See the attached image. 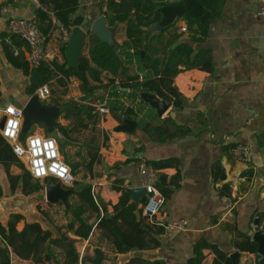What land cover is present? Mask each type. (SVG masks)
Returning a JSON list of instances; mask_svg holds the SVG:
<instances>
[{"label":"crops","instance_id":"crops-1","mask_svg":"<svg viewBox=\"0 0 264 264\" xmlns=\"http://www.w3.org/2000/svg\"><path fill=\"white\" fill-rule=\"evenodd\" d=\"M154 1L173 5L180 0ZM100 2L101 0H80L81 5L76 16L85 20L81 28L87 33L92 23L103 17L99 9ZM263 2L264 0H223L220 13L212 21L205 43L194 44L187 41L195 51L210 50L211 59L199 68L185 70L177 75L174 85L186 98L185 109L175 111L171 107L163 118L158 116L157 122L169 118L171 124L190 128L192 133L188 136L162 143L138 128L133 134L116 131L120 123L115 121L112 113L102 116L96 109L98 104L105 103L107 97L110 78L107 73L103 74L102 83H91L96 91L94 98L89 101H81L84 91L81 82L76 78L67 79L63 75L51 85V90L55 89V92L53 94L52 90L51 97L43 103L48 107L59 105L57 107L60 109V115L57 122L73 130L71 137L75 142L64 146H67L72 153L81 149L89 154L86 166L93 174V181L82 182L97 185L94 188L95 197L110 214H112L111 206L119 202L122 194L115 189L116 187L130 190L140 187L139 170L142 165L150 161L166 159H178L180 163L179 170L168 168L162 171L168 180L179 174L180 187L173 188V194L166 200L155 221L157 224L185 219L189 223L186 231L174 233L164 229V233L160 236L152 234V238L161 243L158 248L120 255L114 249V239L97 226L98 213L91 210L96 216V224L88 222L94 226L89 239L83 241L72 234L67 235L82 245V250L77 249L80 255L85 252L86 255L95 257V251L99 250L103 254L101 264H127L134 258L147 261L163 260L167 264H188L195 245L204 238L229 255L239 252L238 264H256L259 258L256 254L234 249L232 235L225 228L233 226L237 231L253 237L256 232L255 222L258 219L257 230H264V222L259 220V214L264 213V19L259 15ZM37 8L39 5L36 6L30 0H23L11 3L8 11L3 15L0 14V107L11 103L23 109L33 96L29 92L34 86L30 84L32 74L26 76L8 62L3 40L9 35L7 26L10 19L35 20ZM185 23L186 20L182 17L176 18L174 22L176 26L164 33L163 43H168L175 36L182 34ZM107 26L111 27L109 21ZM111 28L114 30L116 46L124 44L127 41L126 24L119 23ZM159 29L160 26H153L147 38L157 34ZM187 33H183L182 39H186ZM70 34L71 32L69 36ZM68 39H65L61 28L54 26L47 42L50 64L56 61L61 65H68L65 49L62 48L64 44L67 45ZM7 42L11 43L10 39H7ZM23 43L21 47H14V51L16 55L22 53L27 60L28 46L24 41ZM90 46L87 36L81 49V58L89 57ZM71 103L78 104L84 110L89 107L94 108L93 114L96 116L92 121L87 119L85 114L81 117L83 120L81 125L77 121L78 127L81 128H78V131L94 134L92 132L95 129H100L101 136L97 141L101 147H96L94 139L86 142L84 146L76 138L74 129L76 119L72 114L68 119L66 118V111ZM96 118L99 121L96 122ZM38 130L39 132L33 135L47 136L43 129ZM237 144H246L250 147L252 155L250 163H242L234 159L228 147ZM60 152L62 154L61 146ZM95 152H98V157L90 171L88 168L92 158L90 154ZM105 158L114 161L109 162L110 177L103 168ZM65 162L70 166L69 162ZM217 162H220L226 174V180L219 183H215L212 176V167ZM14 167H11L9 174L0 167L3 199L6 198L4 194H8L7 197H17L18 193L22 194L20 189L12 191L10 188L9 176L19 175L13 173ZM98 172L99 174L103 172V177L98 179L95 175ZM4 177L6 181L3 183ZM225 185L230 186L231 197L220 196L219 190ZM142 206L143 203L139 208L142 209ZM103 213L101 208V215ZM141 217L145 218L143 215ZM24 225V223L19 224L17 230L22 231ZM50 239L47 245H50ZM13 240L12 245L15 241L16 243L19 241L15 238ZM44 243H41L42 247ZM12 245L10 244L8 248L11 264H21V262L43 264L42 253L40 254L39 250L42 252L44 247L37 248V244H34L33 248H29L23 244L18 250H12ZM204 254L205 263L213 264L214 255L211 251L205 250ZM47 259L50 257L48 256L45 261Z\"/></svg>","mask_w":264,"mask_h":264},{"label":"trees","instance_id":"trees-1","mask_svg":"<svg viewBox=\"0 0 264 264\" xmlns=\"http://www.w3.org/2000/svg\"><path fill=\"white\" fill-rule=\"evenodd\" d=\"M39 8L35 11L39 28L47 38L54 29V21L59 22L63 29L69 33L76 27L84 26L85 20L77 17L80 8V0H36ZM223 0H180L177 4L183 6L188 19L185 27L187 29L186 39H182L183 33L175 36L168 43H163L164 33L174 28L176 24L162 26L164 18L161 9L168 6V3L156 2L154 0H101L100 13L105 17L110 26L119 23L126 24L127 41L115 48L101 44L92 36L88 28L90 41L89 57H82L78 69H68L66 64H59L54 61L52 64L43 65L38 68L43 76V81L30 88L29 92L34 95L37 89L54 77L55 71L61 73L65 78H76L81 82L84 96L81 101H89L94 98L96 88L91 84L102 83L104 73L110 75L107 85V97L104 99L111 110L112 116L118 123L124 119H131L137 122L138 130L147 134L158 142H169L176 138L185 137L192 133L190 128L171 124V119L166 118L158 123L156 110L140 99L141 94L154 95L175 111L185 109L186 98L181 95L174 85L175 78L185 70H192L203 66L211 59V51L201 49L195 51L187 42L194 44H204L209 36L210 26L220 13V5ZM106 7V9H105ZM42 25H48L43 28ZM153 26H160L159 32L149 39V30ZM10 39L11 43L7 42ZM178 43V44H177ZM175 44H177L176 47ZM23 41L12 35L4 37L3 46L8 62L26 76H30L33 71L22 53L16 55L14 47L23 46ZM51 67L55 71L51 70ZM57 105V104H56ZM59 106V105H57ZM66 118L72 114L74 118L82 124V115L90 121L96 116L93 114L94 108H80L76 103L68 105ZM78 107V108H77ZM56 128L65 140V144L75 142L71 134L72 129L65 128L56 122ZM236 145H231L228 150L231 152ZM91 161L88 166L92 171V166L96 162L98 152L91 153ZM151 165L159 177L158 188L167 200L173 194V188L180 187V175L177 174L172 179L162 174L168 168L179 170L178 159H166L150 161ZM15 166L21 170L17 176H9L10 188L12 191L18 189L24 196L30 197L40 194L44 190L41 181L32 178L24 164L16 157L12 146L2 136H0V167L9 174V169ZM76 166H73L72 174H76ZM249 174V172H248ZM212 176L215 183L226 180V174L220 162L212 167ZM52 180L57 184L58 180ZM74 189L80 206L72 210V220L65 227L58 237H51L49 244L60 248L65 253L64 264H82L86 257H80L76 246L67 235L72 234L81 240H88L93 232L94 226L89 224L84 216L86 209L98 213L97 226L100 227L107 236L114 239V249L117 254L124 255L133 251H144L158 248L160 241L152 238V234L160 236L164 233V228L156 223L150 222L147 218L141 217L142 209L137 208L131 201V190L127 188L115 189L120 191L121 197L116 205L111 206L112 214L106 207H102L97 201L93 186L82 181H74ZM220 196H230L229 185L223 186L219 190ZM2 189L0 186V199ZM146 201V200H145ZM143 202V205L145 204ZM101 208L103 215H101ZM259 220L264 222V213L259 214ZM18 216L13 215L7 225L0 222V264H11V256L8 250V243L13 244V239L21 241L29 248L39 242V229L30 223H26L22 231H18L16 225ZM232 235V245L235 250L257 254L258 244L252 241L248 234L237 231L233 226L225 228ZM235 231V233H234ZM11 246L12 250H18L22 243ZM205 250H210L214 255L213 264H233L231 255L223 252L217 245L209 243L206 239H201L194 247L193 256L188 264H206ZM127 264H167L163 260L147 261L139 258L131 259ZM256 264H264V258H258Z\"/></svg>","mask_w":264,"mask_h":264},{"label":"water","instance_id":"water-1","mask_svg":"<svg viewBox=\"0 0 264 264\" xmlns=\"http://www.w3.org/2000/svg\"><path fill=\"white\" fill-rule=\"evenodd\" d=\"M164 16L161 25L169 26L174 24L175 19L182 17L184 20L188 19V15L185 12L183 6L180 5H168L161 9ZM41 26L40 23H37ZM108 21L105 17H100L92 23L90 33L95 36L101 44H107L113 48L116 47L114 39V30L108 27ZM43 28H48V25H42ZM88 36V33L81 27H76L72 30L67 45L64 44L62 48L65 49V55L67 58L68 69H78L81 59V49L84 40ZM175 45L174 47H176ZM43 76L38 69H35L30 78L31 85H37L43 81ZM140 99L148 104L150 107L156 110L158 116L163 118L166 113L169 112L171 106L160 100L154 95L141 94ZM23 125L20 134V141L25 142L29 131L34 127L38 126L47 133L48 138L55 139L62 147L65 145V140L61 136L59 130L56 128V122L60 115V109L57 106L48 107L40 101L37 94H34L29 102L23 107ZM5 118L0 121V129L4 127ZM137 128V122L131 119H124L121 124L117 127L118 132L135 133ZM72 191L66 190L62 187L61 183L47 184L45 188L46 201L49 204H58L60 202H68L69 196ZM147 197V191L144 188L138 187L131 190V201L139 208ZM259 228L258 219L255 222V233L252 237V241L258 244L257 256L264 258V230H257ZM94 264H101L103 254L101 251H95ZM240 257L239 252H235L231 255L233 264H238Z\"/></svg>","mask_w":264,"mask_h":264},{"label":"rangeland","instance_id":"rangeland-1","mask_svg":"<svg viewBox=\"0 0 264 264\" xmlns=\"http://www.w3.org/2000/svg\"><path fill=\"white\" fill-rule=\"evenodd\" d=\"M38 3V2H37ZM39 5V4H38ZM36 21V19H35ZM37 23V21H36ZM54 88V87H53ZM53 90V89H52ZM55 90V89H54ZM53 90V94L54 91ZM44 104V103H43ZM45 105V104H44ZM99 121L96 118V122ZM95 122V124H96ZM75 124V135L76 138L78 140H80L81 144H85L86 142H89V140L91 141L92 139H94L93 141H95V145L96 147H101L100 144L98 143L97 139L99 138V136H101V131L100 129H95L91 134V133H82V131H78V122L76 120ZM77 127V128H76ZM39 127L38 126H34L28 133V135H33L37 132H39ZM81 129V128H80ZM111 134V132H110ZM112 136V135H111ZM82 141V142H81ZM84 145V146H85ZM82 146V147H84ZM80 147V148H82ZM61 151H62V155L63 158L65 159V161L69 162V165L71 167V170L73 169V166H76V174L73 175L74 177V181L76 180H80V181H93L92 180V176L93 174H91L88 169H87V163H88V159H89V154L85 152V150H77V152H71L70 150H68L67 146H62L61 147ZM79 151V154H78ZM78 154V155H77ZM109 162H114L113 159H110L108 161L107 158L104 159L103 162V168L104 171L108 173V176L110 177V173H109ZM11 169V168H10ZM9 169V172H10ZM13 173H17L20 174L21 171L19 168L14 167L12 168ZM96 177L99 179V177H103V172H98L95 173ZM3 183L6 181V178L4 177ZM38 181V180H37ZM41 183L44 186V190L37 195H33L30 197H25L22 194L18 193L17 197H7L8 194H4V196L6 197L5 199H0V221L8 226V223L11 219V217L13 215H17L18 216V223L16 225V228L19 224H26V223H30L34 226H38L39 231V242L37 243V248L38 247H42L41 243L45 242L43 247H42V252L39 250V253L42 256V261L43 264H64L65 260H64V253L63 251L60 249H52V247L50 245H47V241L49 238L51 237H58L60 235V230H62L61 232H64L65 227L69 224V222L72 220V210L75 209L76 207L80 206V201L77 198L76 195V190L74 189V185L73 183L70 185H63L61 182V185L64 189L72 191V194L69 196L68 198V202L63 203L60 202L58 204H49L46 201V196H45V188L47 186V184L49 183H53L52 180H50L49 182H45L44 180L41 181ZM59 183V181L57 182V184ZM54 184V183H53ZM92 186L94 188H96L97 185H94V183H91ZM6 189V184L3 185ZM7 191V190H5ZM10 192V191H9ZM11 193V192H10ZM9 193V194H10ZM87 214L84 216V218L86 219L87 222H90L91 224L95 225L96 224V216L95 214L90 210V209H86ZM68 237V236H67ZM68 239L72 240V242H74L76 249H80L82 250V245L80 243H77L75 240L71 239L70 237H68ZM42 240H44L42 242ZM10 247V244L8 245V248ZM35 248V247H34ZM82 252V251H81ZM50 257V259H47V257ZM53 257V259H52ZM81 259L86 257L89 260H85L84 263L82 264H93L92 259L95 258L93 255H89L84 252V254L80 255ZM45 262V263H44ZM28 263V262H27ZM21 264H24L23 262H21Z\"/></svg>","mask_w":264,"mask_h":264},{"label":"built area","instance_id":"built-area-1","mask_svg":"<svg viewBox=\"0 0 264 264\" xmlns=\"http://www.w3.org/2000/svg\"><path fill=\"white\" fill-rule=\"evenodd\" d=\"M23 0H0V14H5L8 11V6L13 2H20ZM32 1L36 6H38V3L36 0H30ZM259 15L264 19V2L261 4ZM54 26L56 28H61L64 32L65 39H68L69 32L62 28L61 24L59 22L54 21ZM8 33L9 35L15 36L20 38L22 41H24L28 46V56L27 61L31 68L38 69L39 67L43 65H51L49 61V57L47 54V38L37 25L36 21L33 19H23V18H12L8 22ZM182 32L186 33L187 29L186 27L182 28ZM69 40V39H68ZM51 70L55 71L53 67H51ZM63 75L57 71H55L54 77L51 78L47 83L43 84L35 94L38 95L41 102H46L52 95L51 85L55 83L57 80L62 78ZM17 108V107H16ZM20 109V108H18ZM96 109L98 113L103 115H110L111 110L108 107L107 103L98 104L96 106ZM22 116L20 117L22 120L23 125V111ZM5 120H7V116H4ZM6 122V121H5ZM22 125L17 137L16 143H19L21 146L25 147L27 149L26 141L29 137L28 136L25 140V142L20 141V134L22 130ZM3 137V136H2ZM43 139H48L47 136H41ZM4 138V137H3ZM5 139V138H4ZM7 141V140H6ZM58 146V151L62 157V154L60 152V146L59 143L56 141ZM12 146V144H11ZM13 149V146H12ZM14 152V151H13ZM232 156L234 159L238 162L242 163H250L252 161V155H251V149L246 144H237L231 151ZM15 154V153H14ZM16 155V154H15ZM16 157L24 164L26 169L29 171L30 159L27 158H20L16 155ZM63 162L66 164V162L63 159ZM46 165L51 163V161H45ZM68 165V164H66ZM70 167V166H69ZM71 169V168H70ZM31 174V172L29 171ZM70 175L72 179L68 182L62 181L61 179L49 175L46 178L43 179H35L33 175L31 174L32 178L34 180L38 181H45L48 179H55L61 182L63 185H70L74 183V177L72 174V171L70 172ZM139 178H140V187L146 189L147 191V197L145 204L142 206V215L147 218L150 222L156 223V218L159 216L166 199L162 195L161 191L158 188V181L159 177L156 171L153 169L151 165L144 164L140 167L139 170ZM94 191V187H93ZM159 226H162L165 230L174 232V233H181L188 229L189 223L185 219H179V220H170L166 223H157Z\"/></svg>","mask_w":264,"mask_h":264},{"label":"clouds","instance_id":"clouds-1","mask_svg":"<svg viewBox=\"0 0 264 264\" xmlns=\"http://www.w3.org/2000/svg\"><path fill=\"white\" fill-rule=\"evenodd\" d=\"M4 116L8 118L4 127L0 129V136L12 144L13 151L18 157L30 159L29 171L35 179H43L50 174L65 182L72 179L71 169L63 162L55 139H43L37 134L27 139V149H25L16 143L22 125L21 110L9 103L5 107H0V119H3ZM46 160L51 163L46 165Z\"/></svg>","mask_w":264,"mask_h":264}]
</instances>
